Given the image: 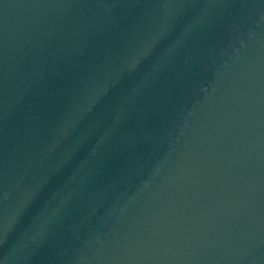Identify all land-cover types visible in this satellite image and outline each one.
Instances as JSON below:
<instances>
[{"label":"clouds","instance_id":"obj_1","mask_svg":"<svg viewBox=\"0 0 264 264\" xmlns=\"http://www.w3.org/2000/svg\"><path fill=\"white\" fill-rule=\"evenodd\" d=\"M241 44H243V42L241 41Z\"/></svg>","mask_w":264,"mask_h":264}]
</instances>
